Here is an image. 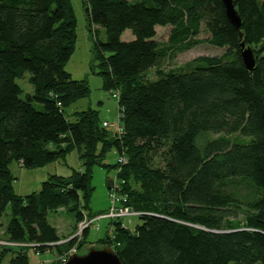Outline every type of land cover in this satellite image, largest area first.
Masks as SVG:
<instances>
[{"label":"trees","instance_id":"obj_1","mask_svg":"<svg viewBox=\"0 0 264 264\" xmlns=\"http://www.w3.org/2000/svg\"><path fill=\"white\" fill-rule=\"evenodd\" d=\"M233 2L239 29L223 0L83 1L92 70L119 93V134L93 109L73 122L67 115L90 92L66 70L78 38L72 0H0V218L10 207V264H30L28 248L63 254L76 244L60 243L49 216L63 211L77 225L95 216V166L117 170L126 205L140 213L135 230L113 221L99 241L123 264H264V3ZM157 27L170 28L167 45ZM128 30L134 40L123 41ZM205 43L225 52L143 79L168 54ZM242 43L255 54L252 70ZM27 74L34 94L22 98L17 80ZM112 149L127 163L106 164ZM74 150L80 170L50 175L27 196L15 192L14 162L35 170Z\"/></svg>","mask_w":264,"mask_h":264},{"label":"rangeland","instance_id":"obj_2","mask_svg":"<svg viewBox=\"0 0 264 264\" xmlns=\"http://www.w3.org/2000/svg\"><path fill=\"white\" fill-rule=\"evenodd\" d=\"M84 0H72L75 14L77 17V44L74 54L66 65V70L72 75L75 80H85L88 82L89 95L81 100H78L70 108L67 109V115L73 122L75 120L74 114L88 109L98 111L102 121L116 123L119 120V102L112 92L106 90L104 87L103 78L92 70L95 65L94 62V41L92 33L88 30V23L86 12L83 5ZM156 40L162 45H167L170 28L157 27ZM99 39L103 42L107 40L106 30L98 27ZM208 35L203 33L201 38L206 39ZM123 41L134 40L131 31H126L122 36ZM225 52V49L213 47L208 43L200 45L189 51L177 52L176 54H168V56L161 61L157 68L149 70L144 76V80H155L158 77L159 71H179L185 69L192 61L201 56H220ZM29 74L24 79H18L17 83L22 88V98L34 94L33 86L28 82ZM117 92V91H116ZM118 94V93H117ZM122 128V127H121ZM111 131H117L115 128ZM114 132V133H115ZM212 136L211 138H216ZM209 138V137H207ZM123 155V154H122ZM119 153L116 149H112L105 158V163L114 165L119 160ZM155 165L161 166L163 159L160 155L155 158ZM11 172L16 178L14 181V190L18 195L27 196L33 192L41 189L42 183L48 179L50 175L56 174L61 176H70L74 170L81 169V161L78 151L74 150L68 154L66 160H60L56 163L40 169L29 170L23 168L20 164L14 162L11 165ZM120 180L117 178V170H107L102 166H95L93 168L92 185L95 188L92 199L90 201L89 210L92 214L105 213L113 206L111 198V191L108 186V180ZM112 180V181H113ZM140 216V215H139ZM139 216H131L124 218L122 223L125 227L135 230L136 226L141 224L142 220ZM90 218V217H89ZM11 219L10 207L6 213L0 218V264H10L14 254L5 251L4 246L15 245L9 242L7 235V226ZM49 222L58 229V233L62 238L60 243L75 240L76 244L67 249L63 254L50 248L43 253H38L34 248H28L27 255L30 264H64L70 255L76 251L78 254H85L90 248H101L99 241L108 234L112 235L114 227L113 220L102 219L94 226L87 230L81 231L80 223L74 221V217L65 213L58 212L50 214ZM99 224V225H98ZM86 232V233H85ZM18 246V245H17ZM24 246V244H23Z\"/></svg>","mask_w":264,"mask_h":264},{"label":"water","instance_id":"obj_3","mask_svg":"<svg viewBox=\"0 0 264 264\" xmlns=\"http://www.w3.org/2000/svg\"><path fill=\"white\" fill-rule=\"evenodd\" d=\"M226 14L229 20L239 29L242 19L236 10L233 0H223ZM264 3V0H263ZM241 52L244 63L249 70L254 69L256 64L255 54L251 48H247L245 43L241 44ZM64 264H123L115 251L105 246L102 248H90L85 254L75 253L69 257Z\"/></svg>","mask_w":264,"mask_h":264},{"label":"built area","instance_id":"obj_4","mask_svg":"<svg viewBox=\"0 0 264 264\" xmlns=\"http://www.w3.org/2000/svg\"><path fill=\"white\" fill-rule=\"evenodd\" d=\"M117 93L118 92H113V96H116V98H119V93L118 94ZM103 126L109 130L115 128L116 130H119L118 133L121 134L122 128L120 124V115H119V120L116 123L104 122ZM118 160H119L118 163L122 165L127 163V160L124 157H121ZM123 184L124 182H121V181L118 182V180L116 179L112 181L111 187H110V191H111L110 195L113 200V206L105 213V215L104 213H99L92 218L85 216L84 220L80 222L81 231L89 229L91 226H94L97 222L101 221L102 219L108 218L113 221L122 222L124 218L140 215L139 212L135 211L133 208L126 205L128 203L127 197L121 193ZM75 253L77 252L74 251L73 254ZM67 261L65 260V263Z\"/></svg>","mask_w":264,"mask_h":264}]
</instances>
